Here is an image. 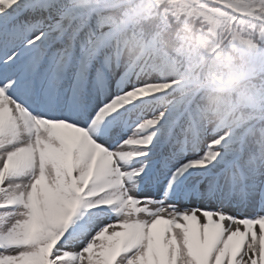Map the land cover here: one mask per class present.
<instances>
[{
	"label": "snow or ice",
	"instance_id": "6c2138e0",
	"mask_svg": "<svg viewBox=\"0 0 264 264\" xmlns=\"http://www.w3.org/2000/svg\"><path fill=\"white\" fill-rule=\"evenodd\" d=\"M138 23L112 0H0V264H264V106L202 102L264 82V45L242 41L246 68L222 38L173 56Z\"/></svg>",
	"mask_w": 264,
	"mask_h": 264
},
{
	"label": "trees",
	"instance_id": "16d2710c",
	"mask_svg": "<svg viewBox=\"0 0 264 264\" xmlns=\"http://www.w3.org/2000/svg\"><path fill=\"white\" fill-rule=\"evenodd\" d=\"M156 1L157 0H138L135 3V6L139 5L146 9V12H144L142 15L144 18H146L145 27H149L152 21H157L158 24H163L165 27L168 25H173L171 27L172 30L170 31V36L172 37L170 41L177 51L181 50V48L178 46V42L182 45L183 48L186 43H189L190 45L196 43L195 52H198L200 50L204 51L205 44L207 41L210 44L216 42V32L211 33L208 29L209 34H207V29L200 27L197 28V30H188L189 27L187 21H192L193 16L189 12H186V8L188 6V3H191L192 1L179 0L176 3H168L167 6H159L157 9H154ZM216 1L217 3H204L201 1L193 0V2H195L194 4L197 7H203V12L208 13L209 11H212L216 14L219 13L220 15H222V11L225 9L223 5L231 6L236 9L238 8V10L242 11H246L250 7H255L254 5H246L244 3V0ZM219 2L223 5L219 4ZM228 12V10H225V15H227ZM177 14L180 15L176 16ZM253 15L237 14V19L235 20L236 22L232 24L230 32L246 35L250 38L252 42L264 45V42H262L260 39L261 32H264V18H262L264 17V14L254 11ZM222 18L224 17L222 16ZM195 20L196 19H194L193 21ZM209 21L210 15H206L204 17V22L207 26ZM187 47L190 49V46ZM222 49L226 55H229L233 58L236 65L244 66L245 68L247 67L248 58L250 55L249 51L244 50V48L242 47H239L237 48V50H235L233 43L229 44L228 42L225 43ZM194 58H198V56ZM238 80L239 79H236L233 83L236 84L238 88H241L239 92L235 93V95L238 97V104L240 103L241 106L250 104V112L254 111L253 104L259 98V96L257 95V92L259 90L258 86H260L264 82H262L259 78L253 77L243 78V80H241L240 82ZM245 89L248 91L247 93L245 92ZM248 113L249 112H247V114Z\"/></svg>",
	"mask_w": 264,
	"mask_h": 264
},
{
	"label": "rangeland",
	"instance_id": "374dc122",
	"mask_svg": "<svg viewBox=\"0 0 264 264\" xmlns=\"http://www.w3.org/2000/svg\"><path fill=\"white\" fill-rule=\"evenodd\" d=\"M242 41H243V42H250V41H248V40H246V39L240 38V41H237V43H239L240 46H242Z\"/></svg>",
	"mask_w": 264,
	"mask_h": 264
}]
</instances>
